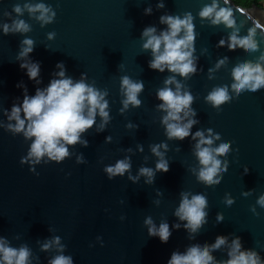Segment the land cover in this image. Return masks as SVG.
<instances>
[{"label":"water","instance_id":"obj_1","mask_svg":"<svg viewBox=\"0 0 264 264\" xmlns=\"http://www.w3.org/2000/svg\"><path fill=\"white\" fill-rule=\"evenodd\" d=\"M44 2L56 11L54 23L41 28L25 12L20 18L32 26L31 32L23 36L3 35L0 30V102L9 110L13 103L22 102L23 89L17 87L21 82L27 86L29 95H34L36 87H46L52 74L58 71L56 64L63 62L67 76L79 79L86 73L89 83L94 81L97 88L108 90L106 99L112 120L104 132L97 133L93 127L85 133L83 138L89 146L70 147L73 153L70 158L61 163L37 165L39 175L31 172L28 164L20 163L31 141L0 128V235L14 247L27 244L39 256V264H47L55 251L40 252L37 241L53 236L61 237L66 245L64 254L71 255L74 264H167L173 251H183L191 243H213L216 236L230 234L239 236L245 249L256 250L264 259V208L256 205L258 197L264 194V88L245 91L220 110L205 100L216 86L228 85L230 89L232 67L241 60L255 61L264 52L261 30L257 29L256 37L260 51L250 54L242 49L229 51L227 47H217L219 40L227 39L231 30L201 21L198 13L211 0H164L165 7L159 10L158 0ZM16 3L22 6L24 0H0V23L11 22L3 12H12ZM149 6L153 12L145 15L144 9ZM220 6L232 8L237 25L243 24L241 36L247 34L253 18L264 25V10L256 5L245 8L232 0L229 5L220 0ZM165 12L181 16L191 12L195 18L198 71L182 81L195 97L192 107L198 123L192 132L211 128L221 136L216 145L225 140L231 142L232 151L221 157L229 162L228 170L213 187L198 183L190 171L198 164L193 156L195 141L191 137L183 141L167 140L160 124L161 113L156 111L159 103L156 92L171 74L148 67L151 54L143 52L140 36L147 26H156L158 30L166 27L159 24V17ZM12 18H16L15 13ZM49 32L56 33L52 41L47 39ZM24 38H31L36 44L30 55L41 66L42 83L38 86L29 80L26 70L16 60ZM225 56L229 58L227 66L209 80L208 69ZM124 75L143 81L145 87L139 97L141 107L130 108L121 115L120 78ZM0 119L7 122L2 114ZM128 123L139 127L128 129ZM107 136L112 137L111 143H105ZM161 142L169 147L166 152L169 171L158 172L153 184H146L145 177L134 183L127 173L112 180L107 178L104 167L130 155L125 151L128 148L135 152L131 155L133 177L141 166L155 168L157 157L152 155L149 145ZM137 144L143 145V152L136 150ZM80 153L86 160L84 164L76 163V155ZM245 167L249 169L247 174ZM249 190H254L251 195H242ZM181 191L207 197L208 223L195 241L187 238L183 227L173 229L166 244L158 237H149L143 223L146 217L151 216L157 226L162 220H167L170 227L178 222L173 212L179 205ZM226 193L235 200L230 207L223 202ZM157 200L159 205L155 203ZM253 205L259 216L250 211ZM217 213H223V222H216ZM122 216L125 219L121 220ZM16 236L20 239H14ZM213 255L226 258L222 251ZM33 264L37 262L33 260Z\"/></svg>","mask_w":264,"mask_h":264},{"label":"clouds","instance_id":"obj_2","mask_svg":"<svg viewBox=\"0 0 264 264\" xmlns=\"http://www.w3.org/2000/svg\"><path fill=\"white\" fill-rule=\"evenodd\" d=\"M225 5L230 4V0H223ZM164 0H158L156 8L163 9ZM27 12L28 17L35 20L41 28L55 22L56 11L44 0H24V3H16L12 12H3L5 17L10 18L11 22L0 23V30L3 35H24L32 31V26L23 17ZM151 6L144 9L145 15H151ZM12 13L16 18H12ZM201 21H208L211 26L223 25L230 29L227 39L221 38L217 47H227L229 51L242 49L248 53L260 51V41L257 37V29L261 30L264 36V25L258 19L253 18L254 22L248 28L247 34L241 36V23L237 25L231 7L220 6V0H211L206 3L198 13ZM191 12L178 14H165L159 17V24L164 25L161 30L156 26H147L141 32L143 52H150L151 59L148 67L151 70L164 73L166 70L171 75L165 77L163 87L156 92V111L161 113L160 124L164 129L167 140L183 141L191 137L195 141L193 156L198 161L190 171L195 176L198 183L207 187L218 185L223 179V173L228 170L229 162L221 157L227 156L231 151V142L223 141L216 145V141L221 140L219 133H214L211 128L192 132V128L198 123L195 119L197 113L193 109L195 97L185 83L197 74L198 57L195 55V24ZM55 32H49L47 39L54 40ZM36 44L31 38H24L20 42V50L16 56L19 66L26 70L29 80L34 81L35 85L42 83L41 66L39 62L31 59V53ZM229 62L227 56L219 59L213 68L208 69V79L215 78V72L222 67H226ZM56 69L52 74L46 87H36L35 94L29 95L28 88L23 82L17 85L23 89L22 102L19 100L12 104L10 110L3 107L0 102V114L6 117V123L0 119V128L11 133L13 136L22 135L25 141H31L26 156L21 157V165L28 164L30 171L36 173V166L49 164L50 162L61 163L70 158L73 153L70 147L80 144L88 147L89 142L84 139V134L95 127L97 133L104 132L112 120L110 115V105L107 89H99L95 82L87 81V74L82 73L79 79H73L66 75V66L63 62L56 64ZM121 67V65H119ZM180 77L181 79H177ZM232 83L230 89L228 85L214 87L205 100L213 108L220 110L221 106L230 103L234 97H239L243 92H256L264 88V52L255 61L241 60L231 69ZM144 82L134 80L127 75L120 78V95L122 107L119 113L123 115L130 108H140L142 101L139 98L144 91ZM230 91L232 94H230ZM99 118V122L97 121ZM138 125L128 123L126 128L138 129ZM112 137L107 136L105 143H111ZM150 151L157 157L155 168L141 166L135 177L132 176L131 155L135 152L128 148L123 159H118L112 165L104 167L109 180L115 177H123L126 173L128 178L134 183L140 177H145L146 184H153L158 172L166 173L169 171V161L166 159V152L169 150L166 142L150 144ZM163 149L164 151H161ZM136 150L143 152V145L137 144ZM147 160V157H145ZM76 163L84 164L86 160L83 153L76 155ZM247 174L249 169L245 167ZM252 191L243 192L247 197ZM162 195V193H158ZM178 207L175 208L173 215L178 222L169 225L167 220H162L157 226L151 216L144 219L149 237H158L161 243L166 244L172 236L173 229L179 230L181 227L188 234L190 241H195L201 230L208 223L209 203L204 194H193L187 191L180 192ZM223 202L227 206L235 203L230 193H226ZM159 205L160 201H155ZM256 205L264 208V194L256 200ZM250 211L259 216L256 206L250 207ZM125 217H121V220ZM224 221L223 213H217L216 222ZM52 231V229H49ZM231 236V239H230ZM14 239H20L19 236ZM97 240L101 242L100 237ZM40 252L55 251L47 264H74L71 255H65L66 245L62 243L61 237L53 236L43 242L37 241ZM91 246V245H90ZM224 252L226 258L218 259L213 255L215 252ZM33 260L39 264V256L33 254L32 249L27 244H20L18 247L12 246L10 240L0 235V264H33ZM167 264H264V259L254 249H245L242 240L235 234L218 235L213 243L204 242L191 243L183 251L176 250L171 253Z\"/></svg>","mask_w":264,"mask_h":264},{"label":"trees","instance_id":"obj_3","mask_svg":"<svg viewBox=\"0 0 264 264\" xmlns=\"http://www.w3.org/2000/svg\"><path fill=\"white\" fill-rule=\"evenodd\" d=\"M236 5L249 8L252 5L260 7L262 0H232Z\"/></svg>","mask_w":264,"mask_h":264},{"label":"rangeland","instance_id":"obj_4","mask_svg":"<svg viewBox=\"0 0 264 264\" xmlns=\"http://www.w3.org/2000/svg\"><path fill=\"white\" fill-rule=\"evenodd\" d=\"M260 8H262L264 10V0H262V2L260 4Z\"/></svg>","mask_w":264,"mask_h":264}]
</instances>
